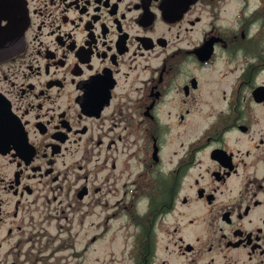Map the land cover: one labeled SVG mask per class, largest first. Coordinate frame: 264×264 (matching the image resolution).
Instances as JSON below:
<instances>
[{"label":"flooded vegetation","instance_id":"1","mask_svg":"<svg viewBox=\"0 0 264 264\" xmlns=\"http://www.w3.org/2000/svg\"><path fill=\"white\" fill-rule=\"evenodd\" d=\"M264 264V0H0V264Z\"/></svg>","mask_w":264,"mask_h":264},{"label":"rangeland","instance_id":"2","mask_svg":"<svg viewBox=\"0 0 264 264\" xmlns=\"http://www.w3.org/2000/svg\"><path fill=\"white\" fill-rule=\"evenodd\" d=\"M86 264H96V262L94 261V252L93 250H89L87 255H86Z\"/></svg>","mask_w":264,"mask_h":264}]
</instances>
